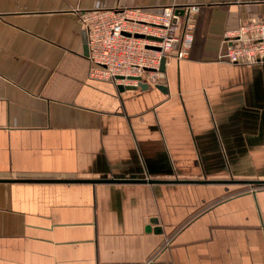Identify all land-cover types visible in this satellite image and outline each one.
Instances as JSON below:
<instances>
[{
  "label": "crops",
  "instance_id": "obj_1",
  "mask_svg": "<svg viewBox=\"0 0 264 264\" xmlns=\"http://www.w3.org/2000/svg\"><path fill=\"white\" fill-rule=\"evenodd\" d=\"M188 4L157 84L90 77L80 12ZM247 17L264 0H0V264H264V63L218 59Z\"/></svg>",
  "mask_w": 264,
  "mask_h": 264
},
{
  "label": "built area",
  "instance_id": "obj_2",
  "mask_svg": "<svg viewBox=\"0 0 264 264\" xmlns=\"http://www.w3.org/2000/svg\"><path fill=\"white\" fill-rule=\"evenodd\" d=\"M199 5L151 9H94L79 14L90 77L133 86L157 84L161 60L187 58ZM218 59L234 65L264 63V19H240L225 30Z\"/></svg>",
  "mask_w": 264,
  "mask_h": 264
},
{
  "label": "water",
  "instance_id": "obj_3",
  "mask_svg": "<svg viewBox=\"0 0 264 264\" xmlns=\"http://www.w3.org/2000/svg\"><path fill=\"white\" fill-rule=\"evenodd\" d=\"M85 40H86V38L84 36L83 37V41L85 42ZM84 48H85L84 49V53L87 55V47H86V45H85ZM164 67H165V59L163 58L161 60V63H160L159 71L163 72L164 71ZM138 87L140 89H146L147 85L139 84ZM119 88L120 89L125 88V89H132L133 90V89H136L137 87H133V86H125V87H123V86H119ZM159 88H161V87L159 86ZM98 181H100V182H116V183H120V182H145V181H138V180H93L91 182H98ZM77 182H80V180H77ZM149 182H153V181H149ZM153 221L156 222V220H152L151 222H153ZM149 230H150V226L148 225L146 227V231H149ZM160 231H161V229L159 227H155L154 232H160Z\"/></svg>",
  "mask_w": 264,
  "mask_h": 264
}]
</instances>
